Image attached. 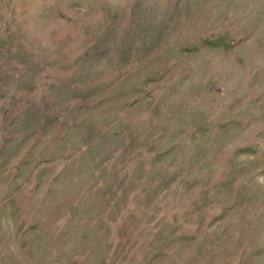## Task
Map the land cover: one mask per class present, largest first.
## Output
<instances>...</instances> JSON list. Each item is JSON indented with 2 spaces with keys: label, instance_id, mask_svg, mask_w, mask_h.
<instances>
[{
  "label": "rangeland",
  "instance_id": "374dc122",
  "mask_svg": "<svg viewBox=\"0 0 264 264\" xmlns=\"http://www.w3.org/2000/svg\"><path fill=\"white\" fill-rule=\"evenodd\" d=\"M0 264H264V0H0Z\"/></svg>",
  "mask_w": 264,
  "mask_h": 264
}]
</instances>
